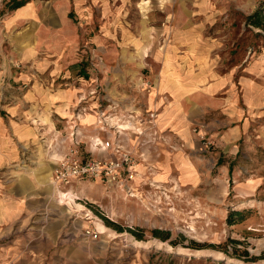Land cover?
<instances>
[{"label": "rangeland", "instance_id": "rangeland-1", "mask_svg": "<svg viewBox=\"0 0 264 264\" xmlns=\"http://www.w3.org/2000/svg\"><path fill=\"white\" fill-rule=\"evenodd\" d=\"M261 1L82 0L60 5L70 21L57 42V17L23 18L0 0V141L16 152L0 183L15 176L6 169L31 164V151L56 161L57 131H39L31 149L14 130L57 128V88L73 92L61 154L105 134L136 162L133 195L79 179L57 186L45 211L4 222L0 264H264V42L242 19ZM36 2L57 14V0ZM182 95L183 145L151 130L160 100ZM231 210L246 217L230 224Z\"/></svg>", "mask_w": 264, "mask_h": 264}, {"label": "crops", "instance_id": "crops-1", "mask_svg": "<svg viewBox=\"0 0 264 264\" xmlns=\"http://www.w3.org/2000/svg\"><path fill=\"white\" fill-rule=\"evenodd\" d=\"M39 1V0H38ZM82 0H57V14L56 10L51 8H44L43 10L37 8L36 6V0H27L22 7L15 8V11H27V17L23 18H34L40 21H52L57 17V42H60V38L63 37V31L61 29V22L62 21H70L68 19V16L66 12L61 9V6H67L68 8L71 7L72 4L80 3ZM60 7H59V6ZM31 7V8H30ZM32 10V11H31ZM18 11V12H19ZM20 18V17H18ZM22 19V18H21ZM48 30V29H47ZM44 33V32H43ZM46 33V32H45ZM65 35V34H64ZM32 50L30 49L29 52ZM59 51L57 50V54ZM60 62V61H58ZM81 76V75H80ZM74 85V84H73ZM159 87L161 90L167 92V89L162 84H159ZM157 90V91H161ZM173 90V89H171ZM62 89L57 88V128H15L14 133L16 134V138L20 143H23L24 145L29 146V148L32 149V145H40L39 141V131L41 133H48L51 131H57V157L61 155L62 150L60 149L61 144L66 142L65 140L62 142L61 139V132L64 128H67V122L70 119H73V114H71L70 110V104L73 103L70 95L73 94L72 89L69 88L67 95L66 93H62ZM174 92V90L172 91ZM66 94V95H65ZM151 95V94H150ZM149 97V96H148ZM157 97V95H156ZM181 98L176 99L178 100L175 103H169L172 98H168V102H164V100H160L161 105H159V108H163L158 112L159 118L156 120L154 126H150L152 133L156 136H163V138L167 141L173 142H181L183 145V141L186 139H189L190 136V128L186 127L189 123V111L184 112V109H182L183 104H188L189 102V96H180ZM151 98L153 100L154 94L152 93ZM159 98L155 99V102L157 103ZM71 101L68 104L67 109V102ZM148 101V100H147ZM154 102V101H153ZM158 102V103H160ZM169 103V104H167ZM125 112V109L124 111ZM67 117H70L68 119ZM177 118V119H176ZM181 120V124H179L177 121ZM186 121L185 127L182 122ZM175 123H177L175 125ZM60 124V125H59ZM181 125V126H180ZM92 125H83L82 128H95L91 127ZM137 128H147L146 126H139L136 125ZM40 133V134H41ZM107 136H104L101 138L105 139ZM157 138L156 142H160ZM47 140V139H46ZM89 142H86L84 145L85 151H87L86 156L91 157H111L112 151L111 150H98L94 149L91 146ZM177 143V144H178ZM3 144V145H2ZM2 146V147H1ZM38 149V147H37ZM83 149L78 148V152L83 155ZM14 143H10L9 141H0V165L7 168L9 165L12 164L13 161H16L15 153H14ZM31 164H27L26 168L19 167L18 169H6L7 173H10L13 176V178L10 181H7L6 183H0V227H1V234L2 235L5 232H7L6 228H3V223L12 219L16 218L17 214H33L36 212H42L45 211L46 205L52 206L53 203L51 200L49 202V198H53L55 200V194L56 190L54 189L55 186L50 184V179L52 177L53 169L56 164V161H54L52 158H50V151L46 152L43 151L42 148H39V151L34 152L31 151ZM15 159V160H14ZM5 184V185H4ZM58 188H57V194H58ZM16 198V199H15ZM19 198V199H17ZM46 204V205H45ZM55 205H59L54 204ZM53 206V207H54ZM4 230V231H3ZM7 261V258L5 259Z\"/></svg>", "mask_w": 264, "mask_h": 264}, {"label": "built area", "instance_id": "built-area-1", "mask_svg": "<svg viewBox=\"0 0 264 264\" xmlns=\"http://www.w3.org/2000/svg\"><path fill=\"white\" fill-rule=\"evenodd\" d=\"M118 126L120 125L114 126V128H118ZM92 142V147L95 149H110L112 156L101 158L82 155L77 148L80 142L75 139L67 150L57 157L52 183L56 187H64L79 181V179L93 180L102 184L116 185L126 190L129 195H133L130 182L136 176V162L132 154L125 150L115 138L101 140L99 137H95ZM85 233L91 238H96L98 235L90 228H86Z\"/></svg>", "mask_w": 264, "mask_h": 264}, {"label": "trees", "instance_id": "trees-1", "mask_svg": "<svg viewBox=\"0 0 264 264\" xmlns=\"http://www.w3.org/2000/svg\"><path fill=\"white\" fill-rule=\"evenodd\" d=\"M26 1L27 0H11L10 8L15 9V8L20 7V6L22 7V5ZM242 19H244L243 22L246 25V27H253V28L258 29V31L256 33H253V35L255 36V38H257V37L262 38V41L264 42V0H262L259 3V5L256 7V9H254L252 12L243 15ZM231 168H232V163L229 164V171L231 170ZM244 214H245L244 210H231L228 213L227 221L230 224L241 221L246 217ZM105 223L109 226H112L114 229H116L120 232L127 229V228L126 229L123 228L120 224L113 222V221H110L108 219H105ZM128 231L133 233L134 235L138 236V234H136V232L133 229L132 230L128 229ZM151 234L155 237L162 239V240H167L169 238V235L167 233L160 232L159 230H152ZM138 238H140V236H138ZM234 242H237V241L234 240ZM244 253L246 255L247 251H245Z\"/></svg>", "mask_w": 264, "mask_h": 264}, {"label": "bare ground", "instance_id": "bare-ground-1", "mask_svg": "<svg viewBox=\"0 0 264 264\" xmlns=\"http://www.w3.org/2000/svg\"><path fill=\"white\" fill-rule=\"evenodd\" d=\"M51 181H52V180H51ZM52 184H53V183H52ZM55 188H56V192H57V187H55ZM58 193H59V194H61V192H60V191H58Z\"/></svg>", "mask_w": 264, "mask_h": 264}]
</instances>
